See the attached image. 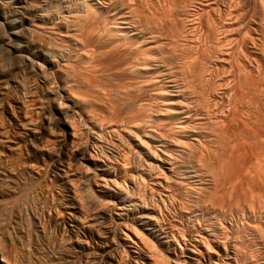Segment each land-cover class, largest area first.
I'll return each instance as SVG.
<instances>
[{
  "label": "bare ground",
  "instance_id": "bare-ground-1",
  "mask_svg": "<svg viewBox=\"0 0 264 264\" xmlns=\"http://www.w3.org/2000/svg\"><path fill=\"white\" fill-rule=\"evenodd\" d=\"M185 3L0 0V264H264V53Z\"/></svg>",
  "mask_w": 264,
  "mask_h": 264
},
{
  "label": "rangeland",
  "instance_id": "rangeland-1",
  "mask_svg": "<svg viewBox=\"0 0 264 264\" xmlns=\"http://www.w3.org/2000/svg\"><path fill=\"white\" fill-rule=\"evenodd\" d=\"M151 1V0H150ZM152 1H155V0H152ZM160 1V0H159ZM187 0H184V3L186 2ZM190 1V2H189ZM218 2V5H220V8L218 7V6H216V5H214L212 8V10H211V8L210 9H207V8H205L204 9V6L201 4V2H202V0H200V2H199V0H188L186 3H185V5L187 6V3H188V6L187 7H185V8H188L189 7V9H185L186 11H191V10H193V9H195L196 7H200L201 9H199V8H196V10H198V11H196V10H193V11H196V13H194L193 11H191V15L193 16L194 14H196V15H194L195 17H198V18H196L195 19V17L193 18V20H189V19H191V17H188V16H185V15H180L179 17V19L181 20V18H184V20H185V22L187 21L188 22V24H187V22L185 23L184 22V20H183V22L185 23V25H190L189 23L190 22H192V21H194V23L195 24H197L196 26H198L196 29H200V31L199 32H197V30L196 29H193V28H191V29H193V31H190V28L188 27V26H186V28L188 27V30H186L187 32H189V33H187V34H185V36L188 38V37H190V35L192 34V35H194V37H197V35L196 34H198V33H200L201 32V30L204 32L205 31V25H203L205 22V24L207 25V22H210L211 20H212V16H214V17H218V18H215V19H217V22L219 21L220 22V20H219V18L221 19V22L220 23H222V21H225L226 19H227V17L229 16V17H231V18H229V20L227 19L226 21H225V23H228V22H232V24H234L233 25V28L231 29V30H228V33L226 34L225 32L227 31H223L224 32V34H223V32L221 31V33H222V36L223 35H226V36H229V41H226L227 43V47L226 48H228L229 49V47L233 44V46H231L230 47V49H232L231 51L233 52L232 53V55L234 54V53H236V51H237V53H242V52H244V53H242L244 56H242V54L240 55L239 54V56H240V59L241 58H247V59H241L242 61H244V60H247V61H249V62H252V64L254 63V65H255V62H256V64L257 63H259L258 62V60L260 59L259 58V55H261V53H264V41H263V39H264V12H263V9H264V7H260V6H264V0H214V2ZM223 1V2H222ZM239 1V2H238ZM11 1H9L8 3H7V5L6 6H11V8H15L16 7V4L15 3H13V2H11ZM198 2L201 4V6L198 4ZM215 2V4H217ZM221 4H220V3ZM228 2V3H227ZM236 2V3H235ZM257 4H256V3ZM196 3V4H195ZM261 3H263V4H261ZM223 4V5H222ZM236 4V5H235ZM255 4L257 5V7H255ZM261 4V5H260ZM241 5V6H240ZM14 6V7H13ZM190 6H193L194 8H191ZM216 6V7H215ZM231 7V8H230ZM242 7V8H241ZM254 7V8H253ZM202 8H203V10H202ZM237 8V9H236ZM256 8V9H255ZM233 9V10H232ZM236 9V10H235ZM241 9V10H240ZM202 10V11H201ZM215 10L217 11V16H216V14H215ZM224 10H226V11H224ZM229 10V11H228ZM258 10H259V12H258ZM185 11V12H186ZM208 11V12H207ZM219 11H221V13L219 12ZM238 11H240V12H238ZM210 12H212V13H210ZM241 12H242V14H241ZM193 13V14H192ZM207 13H209V14H207ZM218 13H220V14H218ZM227 13H231V14H229V15H227L226 16V14ZM237 13H238V15H237ZM197 14H198V16H197ZM202 14V15H201ZM204 14V15H203ZM206 14V15H205ZM236 14V15H235ZM211 17H210V16ZM234 15V16H233ZM185 16V17H184ZM201 16V17H200ZM203 16H204V18H203ZM220 16V17H219ZM263 16V17H262ZM23 17H26V16H23ZM187 17L189 18V19H187ZM200 17V18H199ZM222 17V18H221ZM240 17H243V18H240ZM259 17V18H258ZM187 20H186V19ZM209 18V19H208ZM195 19V20H194ZM211 19V20H210ZM215 19H213L214 20V22L216 23V24H219V23H217L216 21H215ZM244 19V20H243ZM247 19V20H246ZM179 20V21H180ZM196 20H198L199 22H197ZM205 20H207V21H205ZM240 20H241V22H240ZM262 20V21H261ZM182 21V20H181ZM196 21V22H195ZM205 21V22H204ZM200 22H202L201 24H200ZM211 22H213V21H211ZM236 23H237V26H235L236 25ZM248 24L247 26H246V24ZM262 24V25H261ZM241 25V26H240ZM205 26V27H204ZM251 26V27H250ZM237 27H239V28H241L242 27V29L240 30L239 28L237 29ZM262 27V28H261ZM202 28H204V29H202ZM236 28V29H235ZM250 30V33H249V31H248V29ZM252 28H254V29H252ZM198 29V30H199ZM252 29V30H251ZM196 30V31H195ZM233 30V31H232ZM237 30H239V31H237ZM244 30V31H243ZM241 31V32H240ZM233 32V33H232ZM238 32V33H237ZM237 33V34H236ZM239 33H240V35H239ZM257 33V34H256ZM259 33V34H258ZM190 34V35H189ZM204 33H202L201 32V35H203ZM231 34H233L232 36H231ZM247 34H248V36H247ZM263 34V35H262ZM237 35V36H236ZM239 35V36H238ZM245 35V36H244ZM251 35V36H250ZM261 35V36H260ZM199 36H200V34H199ZM241 36V37H240ZM252 37V38H251ZM198 38V37H197ZM231 38V39H230ZM234 38H235V40H234ZM239 38V39H238ZM250 38V39H249ZM253 38H255L256 39V42H255V39H253ZM262 38V39H261ZM245 39H247L248 41H246ZM260 39V40H259ZM252 40V41H251ZM254 40V41H253ZM239 41V42H238ZM246 41V42H245ZM263 43H262V42ZM232 42V43H231ZM243 42V43H242ZM248 43V44H247ZM168 44H170V43H163V46L164 47H166V48H168V49H170L171 51H172V49L174 48L173 46H175V45H172V46H169ZM230 44V45H229ZM243 46H241V45ZM247 46H246V45ZM169 47H168V46ZM255 45V46H254ZM257 45V46H256ZM226 46V45H225ZM229 46V47H228ZM260 48H259V47ZM163 47V48H164ZM172 49H171V48ZM166 48H164L165 50L164 51H167L168 52V54H171V53H173V51L171 52L170 50H166ZM234 48V49H233ZM244 48V49H243ZM253 48V49H252ZM175 49V48H174ZM181 47H180V51H181ZM249 49V50H248ZM258 49V50H257ZM262 49V51H260ZM241 50V51H240ZM248 50V51H247ZM180 51L178 50V52L180 53ZM235 51V52H234ZM239 51V52H238ZM237 53H236V56L238 57V55H237ZM245 53H247L246 55H245ZM252 53V54H251ZM250 55V56H249ZM263 55V54H262ZM252 56V57H251ZM234 57H235V55H234ZM236 57V58H237ZM256 59H255V58ZM260 57H262V56H260ZM235 58V59H236ZM259 58V59H258ZM258 59V60H257ZM255 60V61H254ZM230 61H232V63L231 62H229V64H233V60L231 59ZM228 67H227V66ZM224 64V66H226L225 68H219L218 70H220L221 71V73H220V71L218 72V70H217V72H215L216 73V75L217 76H220V74H222V72L224 73L223 75H225V73H229V71L231 72L232 70H230V69H233L231 66L229 67V65L228 64ZM233 66V65H232ZM222 69H224L223 71H222ZM227 71V72H226ZM223 75H221V76H223ZM7 98H8V96H7ZM5 116V115H4ZM22 145H25V146H22ZM32 144L29 142H21L20 143V147H21V151L23 150V152L25 151H27V153H29L28 155H29V160L31 161V162H33V164L34 163H39L38 165H43V167L45 166V164H47L48 166H49V164L51 165V166H53V164H52V162L50 161V159H48L47 157H44V158H42V157H37V156H34L35 155V153H34V151H35V146L34 145H32ZM34 148V149H33ZM33 150V151H31V150ZM29 151V152H28ZM30 151H31V154H30ZM24 152V153H25ZM32 153H34V155L32 154ZM27 155V156H28ZM31 155H33V157H31ZM191 157V156H190ZM190 157H189V160H190ZM193 157V156H192ZM192 157H191V161H193V159L195 158V159H197V157L195 156V157H193V159H192ZM32 158V159H31ZM37 159V161L36 160H33V159ZM38 158H40V160L38 159ZM41 158L42 159H44L45 160V162H41V161H44V160H41ZM46 159L48 160V161H46ZM194 159V160H195ZM29 161V162H30ZM44 163V164H43ZM50 166V167H51ZM55 166V165H54ZM53 170V171H52ZM55 170V171H54ZM51 173L49 174V176L47 177V182L49 183V185L51 184V186H55V187H53V188H55L56 189V192H58V194L59 193H61V194H59V198L61 199L62 197H64L65 196V189H64V186H62L63 185V183H62V181H61V179H60V177H59V175H58V173H59V171H58V167H57V169H56V166L55 167H51ZM54 172V173H53ZM55 176V177H54ZM51 180V181H50ZM53 183V184H52ZM62 183V184H61ZM55 184V185H54ZM59 185V186H58ZM59 189V190H58ZM61 189V190H60ZM58 190V191H57ZM60 191V192H59ZM91 192H92V189H91ZM64 195V196H63ZM256 204V205H255ZM255 204H254V211H253V214L254 215H252V223L254 224V223H256V224H254L256 227L257 226H259L258 227V229L259 228H264V219H262L263 218V216L261 215V213H260V211H259V208H258V206L260 207V204H258L257 202H255ZM264 211V210H263ZM259 214L261 215L260 217H259ZM177 216H178V214H177ZM240 217V216H239ZM254 217V218H253ZM258 217V218H257ZM240 219H241V222L243 223L244 221H242V216L240 217ZM254 220V221H253ZM241 222H238V223H236V222H234L233 224H234V226L236 225V224H238V226H235L234 227V230L235 229H237V230H235V235H238L239 236V239L241 240V241H244V240H246L245 241V243H247V245H250V246H248V247H250V248H248L249 250H252L253 249V251H255V247H256V245H257V240H256V238H258V235L257 234H255L254 236H253V234L250 232V231H247V230H245V233H247V234H245L243 231H244V227H243V224H241L240 225V223ZM263 226V227H262ZM237 227V228H236ZM239 229H240V231H239ZM260 230V229H259ZM262 230H264V229H262ZM239 231V232H238ZM238 233V234H237ZM240 233V234H239ZM244 235H245V237H244ZM242 236V237H241ZM251 236V237H250ZM91 237V238H90ZM248 237V238H247ZM246 238V239H245ZM85 239V240H84ZM248 239H249V241H248ZM83 240L85 241V243H87V244H84L83 246H92V247H96V246H100L101 245V243L99 242V239L98 238H96V236H91V235H87V237H83ZM89 240V241H88ZM254 242H253V241ZM248 242H250V243H248ZM256 244V245H255ZM255 245V246H254ZM254 247V248H253ZM252 248V249H251ZM257 249H258V247H256ZM127 256H128V254H126Z\"/></svg>",
  "mask_w": 264,
  "mask_h": 264
}]
</instances>
